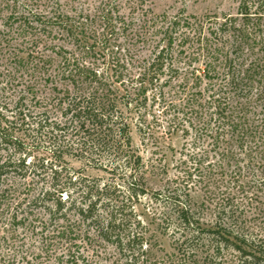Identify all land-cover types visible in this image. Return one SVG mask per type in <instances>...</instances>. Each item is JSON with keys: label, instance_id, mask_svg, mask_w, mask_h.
<instances>
[{"label": "trees", "instance_id": "trees-1", "mask_svg": "<svg viewBox=\"0 0 264 264\" xmlns=\"http://www.w3.org/2000/svg\"><path fill=\"white\" fill-rule=\"evenodd\" d=\"M129 1L127 17L106 0L92 18L59 7L6 18L0 264H264V202L251 227L229 202L211 199L224 163L242 155L258 168L251 172L264 199V0H238L235 15L201 18L154 15L143 0ZM88 21L129 34L133 59L100 70L47 44L55 27L75 38ZM148 91L159 118L148 112ZM133 131L161 159L179 134L182 174L149 190L167 165L145 162ZM193 178L207 201L193 198ZM150 224L172 253L153 254L160 248Z\"/></svg>", "mask_w": 264, "mask_h": 264}, {"label": "rangeland", "instance_id": "rangeland-1", "mask_svg": "<svg viewBox=\"0 0 264 264\" xmlns=\"http://www.w3.org/2000/svg\"><path fill=\"white\" fill-rule=\"evenodd\" d=\"M100 1L106 0H0V35L1 32H7L9 28V23L6 22V18L12 13H26L31 10L32 12L45 10L49 11L51 8L59 7L63 12L68 13L71 16L78 15L93 17V12L98 6ZM116 5V11L123 15L124 17L132 15L130 12V2L129 0H112ZM143 6L145 9L149 10L154 15L166 14L168 16H175L176 14H184V16H194L201 18L203 16H218L221 17L223 14L235 15L238 0H143ZM18 13V14H19ZM18 23H14L15 28ZM108 30V29H107ZM103 31L102 26L100 27L98 23L93 21H88L87 26L84 29L78 30L77 36L67 37L66 35H61L56 33L57 28L53 29V33L47 35V44L60 46L70 53H73L78 58H81L86 64L95 66L98 69H109L118 57L123 60H128L132 58L131 52L136 47V44L131 39L129 34H122L121 32L113 33L108 30V33ZM108 33V34H107ZM65 34V32H64ZM49 46V45H48ZM48 48V47H47ZM49 53V50L46 49ZM133 59V58H132ZM113 69V68H112ZM152 91H148V112L159 118L161 109L158 107L159 101L153 102L151 100ZM148 122H153L151 115L148 116ZM163 128L159 130L161 132ZM132 138L135 146L140 151L145 162H153L155 166H161L165 163L166 175L162 177L153 176L150 177L147 186L148 189L153 191L156 189H161L167 180H173L178 176L182 166H177L179 163V156L177 152L181 150L183 140L179 134H175L168 141V145L172 149L164 150L166 156L161 159V154H153V148L149 146H143L139 140V136L132 132ZM3 148V149H2ZM2 149V150H1ZM6 150L4 146L0 147V158L5 156ZM238 163L234 161L225 164L224 168V178L223 181H218V187H216V196H212L211 199L217 201H224V203L229 202V205L236 209L237 213L240 214L245 221L250 222V226L253 227L256 222L253 221V212H255V207L264 202V199H260L256 190V182L258 180L256 173L252 174V170L256 172L258 169L255 165L248 162V160L243 159V155ZM216 160H212L215 163ZM74 168H78L80 164L78 162H71ZM239 173V177L236 178L231 176L232 172ZM88 175L94 176L95 172L88 171ZM218 177L221 176L219 172ZM189 185H194V189L191 194L195 201L198 203L202 201H207L209 195H205L204 190L201 189L203 186L196 178H193ZM215 193V192H214ZM256 196L259 198L257 199ZM12 199V198H10ZM9 200V199H8ZM227 200V201H226ZM146 201V200H145ZM143 201L142 204L145 202ZM213 207V206H212ZM137 211L141 213L143 211L142 206H137ZM15 210L12 208L6 209L5 213L11 215ZM20 212V209H17ZM207 219L212 218L210 216L211 212L207 213ZM149 222V218L145 216ZM150 232L154 235L160 251H153V254L157 257L162 256L164 253L170 254L173 252L171 243L169 239L160 234L156 229L155 224L149 225Z\"/></svg>", "mask_w": 264, "mask_h": 264}]
</instances>
